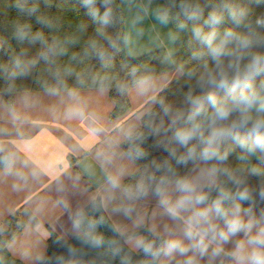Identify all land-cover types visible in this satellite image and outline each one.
<instances>
[{
  "label": "clouds",
  "instance_id": "1",
  "mask_svg": "<svg viewBox=\"0 0 264 264\" xmlns=\"http://www.w3.org/2000/svg\"><path fill=\"white\" fill-rule=\"evenodd\" d=\"M101 4L104 7L102 14L96 6L97 0H82L86 14L101 25L97 34L116 49V42L104 31L113 24L112 0H101ZM16 6L21 12H36L35 8L26 9L19 0ZM173 6L178 7L185 17V22L178 23L177 28L190 31V60L197 65L187 68L178 64L172 53L165 58L178 76L186 80L183 107L176 108L157 98L166 85H159L154 76H136V70H132V85L137 94L159 106V123L148 125L149 134L165 137L160 146L168 158L162 162L152 161V168L158 175H148L134 185L125 186L121 182L123 170L115 166L112 156H105L103 167L108 196L99 206L93 201V210L100 211L112 205L111 211L131 221L136 229L128 232L121 225L111 226V231L119 239L107 243L113 256H120V264H129V258L121 255L120 241L146 258L141 264H264V210L259 216L255 215V190L247 186L241 169L228 165L230 155H235L238 161L250 162L255 158L264 163V15L252 20L248 9L230 0H221L219 4L206 0V6H210L206 18L204 8L198 4L193 7L188 0H179ZM153 15L160 24L169 23L167 13L157 11ZM143 18L136 17L133 25L141 23ZM176 18L179 19V15ZM225 19L230 20L233 27L221 30L220 25ZM187 21L192 22L190 29ZM170 36L173 40L177 38ZM16 38L24 40L28 35L17 30ZM36 41L44 42L39 32L31 37V42ZM89 48L90 52L86 51L85 55L95 54L101 62L105 61L107 52L98 41H91ZM54 51L55 46L49 45L41 58L47 61L49 53ZM13 64L19 69L22 62L16 59ZM65 72L71 74L70 69ZM25 74L24 71L10 72L9 78ZM56 78L59 81V73ZM119 90L123 93L126 86ZM46 91L53 96L60 94L56 88ZM67 95L71 102L65 108L64 118L84 119L87 102L75 90ZM88 115L94 122L99 119L95 113ZM12 120H20L15 110L12 111ZM89 131L92 136H97L102 128L91 127ZM144 138V133L135 130L126 134L129 150L125 156L129 160L135 162L145 157L144 151L136 144ZM13 144L19 151L0 143V175L13 178L14 190H24L31 182L39 183L43 176L59 178L52 163L34 158L35 139L20 134L19 140ZM176 166H183L187 171L181 174ZM248 173L264 176V169L254 165ZM256 195L260 202H264V184ZM150 197L156 199L159 209L156 216L151 217L152 223H148L136 207L138 202ZM244 202L249 203L248 208H244ZM82 215L78 211L72 218L77 233ZM157 218L161 223H155ZM104 223L102 218L89 221L91 231L75 238L92 247H102L106 241L96 229ZM65 247L70 255L74 254L72 247Z\"/></svg>",
  "mask_w": 264,
  "mask_h": 264
},
{
  "label": "trees",
  "instance_id": "2",
  "mask_svg": "<svg viewBox=\"0 0 264 264\" xmlns=\"http://www.w3.org/2000/svg\"><path fill=\"white\" fill-rule=\"evenodd\" d=\"M17 2L18 0H0V95L7 104H11L15 93L20 91H46L49 88L58 90L106 88L114 101L110 117H119L127 112L130 105L127 90L132 86L133 69L136 70V76H153L170 68L165 61L166 54L162 48L136 57H128L125 54L124 15L119 0H112L113 24L104 29L105 34L116 42V49L111 48L107 40L97 34V29L101 25L86 14L82 0H19L26 9L35 8L34 14H29L27 11L21 12L16 6ZM188 2L193 7L197 4L203 7L204 16L207 17L210 6H206V0H188ZM230 2L248 9L249 18L252 20L264 15V0L260 3L256 0H230ZM178 3L179 0H165L163 8L159 11L167 13L171 22L176 25L185 22V17L180 14L179 8L173 6ZM212 3L219 4L221 0H212ZM96 6L102 14L104 7L101 0H97ZM178 15L179 19L176 18ZM191 23L187 21L189 29ZM228 27H233V25L230 20L225 19L220 28L223 30ZM17 30L27 33L28 39L18 40ZM238 31H243V29H238ZM38 32L42 34L44 42H31V37ZM190 35V31L186 29V35L174 42V60L178 64L186 65L187 68L197 66L195 61L190 60ZM93 40L98 41L107 52L104 62H101L95 54L85 55L86 51L90 52L89 45ZM49 45H54L55 51L49 53V59L45 61L41 58V54L47 51ZM61 52H63L62 55ZM16 59L22 62L19 69L13 64ZM65 69H70L71 74H66ZM19 71H24L26 74L9 78L10 72ZM56 73L60 74L59 81ZM165 85V90L159 92L157 98L164 99L165 103L176 108H182L183 93L187 91L186 80L177 75ZM122 86H126L123 93L119 90ZM158 114L159 106L152 104L140 116V126L136 131L144 133L145 138L142 142L136 141V144L146 155L143 159L135 161L138 167L125 180L127 186L136 183L138 179L156 174L152 168L153 160L162 162L168 158L167 152L160 146L165 137H153L149 134L148 125L159 123ZM126 150H129L128 142ZM236 151L239 152V149ZM172 163L175 164V161ZM228 165L234 169H241V175L246 178L247 186L255 190L253 211L256 216H259L264 210V202L259 201L256 193L264 184V176L250 175L248 169L254 165L264 169V163L255 158H252L250 162L238 161L235 155H230ZM176 167L181 174L187 171L183 166ZM93 201L95 206L101 205L100 199L96 197L80 210L83 215L80 217L79 233L63 239L51 231L47 239L45 254L39 264H120V256H113L111 247L107 243L119 237L111 231L113 224L103 208L100 211L93 210ZM243 206L248 208L249 203L244 202ZM100 218L105 223L96 229V233L102 235L106 241L102 247H92L75 238L78 234L83 235L90 232L89 221H97ZM4 223L5 229L0 231V264H22L8 251L7 243L20 231L24 221L18 216L9 215L5 217ZM142 233L147 235L146 232ZM120 243L123 247L121 255L129 258V264H141V261L146 259L141 253L130 249L123 241ZM65 245L72 247L74 254L70 255Z\"/></svg>",
  "mask_w": 264,
  "mask_h": 264
},
{
  "label": "crops",
  "instance_id": "3",
  "mask_svg": "<svg viewBox=\"0 0 264 264\" xmlns=\"http://www.w3.org/2000/svg\"><path fill=\"white\" fill-rule=\"evenodd\" d=\"M119 2L124 15L125 54L136 57L162 48L166 57L172 53L174 59V42L186 35V29L180 30L171 20L167 25L156 20L153 13L163 8L165 0ZM138 16L144 17L142 22L133 25ZM170 34L177 38L173 40ZM167 64L169 69L153 75L161 86L178 75ZM72 90L87 102L84 119L64 118L65 108L71 102L67 94ZM59 93L53 96L47 91H20L15 93L11 104L5 103L0 95V143L19 151L13 142L19 140L20 134L35 139L34 158L52 163L59 173L58 179L43 176L39 183L31 182L21 191L13 189L12 177L0 175V231L5 229V217L15 215L23 219V227L7 243L8 251L22 264H39L51 231L63 239L77 234L72 226V218L89 201L98 197L101 204L105 202L108 196L103 167L105 156H112L115 166L123 170L121 182L127 186L125 180L136 171L138 165L125 156V137L130 130L139 128L140 116L152 106L147 102V97L137 94L133 85L127 90L130 103L127 112L113 118L110 111L114 101L106 88L64 89ZM13 110L20 120L13 122ZM91 113H95L98 121H93L88 115ZM97 126L102 131L92 136L89 129ZM20 154L24 155L22 152ZM108 170L114 171L113 168ZM111 207L109 205L103 210L113 225L126 227L128 232L136 231L131 221L114 214ZM136 207L148 223L153 222L151 217L159 211L156 199L152 197L138 202ZM155 223L159 224L161 220L157 218Z\"/></svg>",
  "mask_w": 264,
  "mask_h": 264
},
{
  "label": "rangeland",
  "instance_id": "4",
  "mask_svg": "<svg viewBox=\"0 0 264 264\" xmlns=\"http://www.w3.org/2000/svg\"><path fill=\"white\" fill-rule=\"evenodd\" d=\"M134 184H135V183H132L131 185H134ZM131 185H130V186H131Z\"/></svg>",
  "mask_w": 264,
  "mask_h": 264
}]
</instances>
